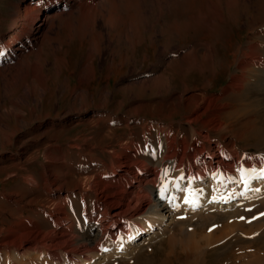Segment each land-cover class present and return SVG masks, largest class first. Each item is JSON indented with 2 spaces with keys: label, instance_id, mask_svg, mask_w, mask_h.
Segmentation results:
<instances>
[{
  "label": "bare ground",
  "instance_id": "bare-ground-1",
  "mask_svg": "<svg viewBox=\"0 0 264 264\" xmlns=\"http://www.w3.org/2000/svg\"><path fill=\"white\" fill-rule=\"evenodd\" d=\"M102 1L106 0H16L9 8L18 18L17 28L10 41L0 46V63L9 58L19 36L26 41L41 33L43 39L61 16L69 19L76 14L79 24L94 15L102 18ZM188 4L182 5L186 8ZM178 5L174 0L164 2L165 10L175 18L169 26L174 30ZM189 19L186 25H196L195 37L208 38L201 44L206 49L212 39L224 36L217 24L205 30L198 18ZM258 25L256 28L263 30L246 52H230L235 56L231 63L234 71L218 95L208 94L211 81L207 80L200 86H184L176 97L165 100L174 75L169 71L175 65L167 61V71L157 73L154 79L163 83L158 100L125 113L141 124L139 137L130 132L116 139L113 124L120 119L97 115V140L81 136L65 142L35 140L30 152L21 147L7 157L8 166L0 168L6 179L0 183L18 179L21 189L0 191V199L15 202L21 214L35 207L31 213L43 224L32 222L28 215L0 229V264H104L111 253L127 255L146 240L177 242L174 227L176 215L182 211L224 210L263 197L264 179L256 173L264 170V160L239 157L235 149L237 142L253 135L257 144H264V22ZM228 96L240 98L238 109L225 101ZM179 108L184 115L175 126ZM142 109L149 112L142 113ZM123 122L127 124V120ZM234 123L243 129L241 134L231 131ZM185 125L190 126L188 136L181 132ZM213 134L222 135V144L213 142ZM227 138L232 141L223 143ZM5 158L0 155V164ZM30 168L38 175L28 171ZM238 173L243 177L233 180ZM12 210L2 208L0 214L11 215ZM205 243L211 244V238ZM183 247L197 249L199 245L190 239Z\"/></svg>",
  "mask_w": 264,
  "mask_h": 264
},
{
  "label": "rangeland",
  "instance_id": "rangeland-1",
  "mask_svg": "<svg viewBox=\"0 0 264 264\" xmlns=\"http://www.w3.org/2000/svg\"><path fill=\"white\" fill-rule=\"evenodd\" d=\"M163 1L106 0L102 1V18L94 15L79 24L76 14L69 19L64 15L54 21L43 39L41 33L32 34L33 38L26 41L19 36L9 58L0 63V155L6 156L0 168L8 166L4 160L19 148L33 149L35 140L65 142L80 136L97 140V115L120 119L113 124L116 139L130 132L139 137L141 124L125 113L158 100L163 83H155L154 79L157 73L167 71V61L175 63L169 71L174 75L169 79L167 101L184 86H200L207 80L211 81L208 94L218 95L227 86L229 74L234 71L231 63L235 56L231 53L234 49L246 52L263 30L256 27L264 22V0H188L186 8L187 0H174L176 5L179 3L175 30L169 27L175 18L165 10ZM15 3L16 0H0V46L7 44L16 31L18 18L9 8ZM261 5L263 8L257 11ZM188 17L198 18L205 30L217 24L224 36L212 39V44L206 46L209 49L202 47L208 38L195 37L196 25H186ZM225 101L235 109L240 107L239 97L228 96ZM181 110L174 118L175 126L184 115ZM189 129L183 126L182 134L188 136ZM230 129L233 134L243 131L238 123ZM221 136L213 134L211 138L222 144ZM255 138L244 137L236 143L239 157L264 160V144H257ZM226 141L232 140L227 138L223 143ZM32 169L28 171L33 174ZM5 177L6 172H0V181ZM239 177L243 176L238 173L233 180ZM18 182H1L0 191H18ZM5 207L13 212H1L0 229L28 215L32 222L43 224L31 213L35 207L21 214L15 202L2 198L0 211ZM188 212L176 215L174 236L178 241L174 244L166 238L146 240L127 255L111 253L104 264H264V196L250 205ZM208 237L212 243L205 245ZM190 239L199 245L197 249L183 247Z\"/></svg>",
  "mask_w": 264,
  "mask_h": 264
},
{
  "label": "snow or ice",
  "instance_id": "snow-or-ice-1",
  "mask_svg": "<svg viewBox=\"0 0 264 264\" xmlns=\"http://www.w3.org/2000/svg\"><path fill=\"white\" fill-rule=\"evenodd\" d=\"M253 172L255 173V169H253ZM163 176L166 178L167 177V170L164 171ZM257 178L264 179V170H261L259 173H256ZM180 179H184L183 176L180 177ZM164 190L166 191L167 188L165 187ZM185 203H192L190 200H186Z\"/></svg>",
  "mask_w": 264,
  "mask_h": 264
}]
</instances>
